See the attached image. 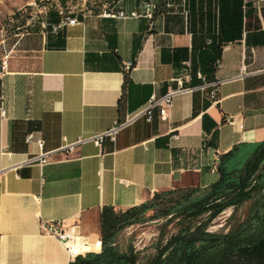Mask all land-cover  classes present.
Returning a JSON list of instances; mask_svg holds the SVG:
<instances>
[{"label": "crops", "instance_id": "0c3cea01", "mask_svg": "<svg viewBox=\"0 0 264 264\" xmlns=\"http://www.w3.org/2000/svg\"><path fill=\"white\" fill-rule=\"evenodd\" d=\"M111 1L127 11L140 2ZM171 2L152 26L101 16L106 2L87 16L68 10L79 23L54 31L59 9L70 8L61 0L49 5L46 28L38 21L6 35L7 48L15 47L0 81V264H68L98 252L105 206L124 211L157 191L205 188L218 179L213 166L222 154L264 142V1ZM188 65L183 86L193 90L173 97L167 120L155 108L151 121L136 120L115 141L57 150L176 88L173 77ZM198 70L208 82L221 81L214 97L211 84L199 88ZM42 153L47 163L27 162ZM50 221L76 223L86 248L71 252L44 232Z\"/></svg>", "mask_w": 264, "mask_h": 264}, {"label": "trees", "instance_id": "16d2710c", "mask_svg": "<svg viewBox=\"0 0 264 264\" xmlns=\"http://www.w3.org/2000/svg\"><path fill=\"white\" fill-rule=\"evenodd\" d=\"M217 172L218 179L205 188L157 191L124 211L105 206L100 251L79 253L68 264H264V142L222 154ZM228 208L226 230L210 231ZM155 219H165L155 253L143 258L132 243L119 247L123 229ZM175 220L177 230L165 236Z\"/></svg>", "mask_w": 264, "mask_h": 264}, {"label": "built area", "instance_id": "2783aa9c", "mask_svg": "<svg viewBox=\"0 0 264 264\" xmlns=\"http://www.w3.org/2000/svg\"><path fill=\"white\" fill-rule=\"evenodd\" d=\"M185 1L186 0H182V3H185ZM260 1H264V0H260ZM162 4H165L167 6H172L171 0H140L137 7H135L130 11H127L123 7H117V1H111V2H107L102 7L100 15L104 17L117 18V19L143 18L148 21L149 26H152L156 15L159 13L161 9ZM48 11H49V6H44V15L41 18L39 17L37 19L39 20L40 25L43 28H46L48 26L46 20ZM59 13L63 17L59 24L53 25L52 29L54 31H57L58 28L61 27L63 24L75 25L79 23V20L76 16L74 17L68 16L67 12L63 8L59 9ZM88 14H92V9L86 8L85 16H87ZM22 35H24V33L19 35V37H21ZM1 45L3 47V56L0 58V81L3 80L4 76L8 72L9 57L12 52V48L15 47V45H13V47L9 49L7 48V42L4 35H2ZM219 64H220V59H217L216 66H219ZM131 66H132L131 64H127L128 69L131 68ZM190 72H191V68L188 65L187 69L184 70L183 74L176 75L175 77H173V80H175L178 85L176 88L170 89L165 95L162 96H156L155 94H153L143 107L127 115V117L123 120L119 118L115 119L113 125L110 128L106 129L105 131L91 135L89 137H79L76 141L73 142H66L57 150H61L66 152L67 154H71L75 151L76 147L79 144L84 143L86 141H92L98 146H102V142L107 137L115 141L117 134L122 129L132 125L136 120L145 117L147 121H151L153 118V111L155 108H159L161 119L167 120L169 117L170 108L172 106L173 97L179 93L190 92L193 90V88L183 86L184 79L190 77ZM196 74L202 80V83L201 85H199V88L205 89L208 84H211L213 86V89L211 91V96L214 97L216 88L221 81L208 82L206 80L205 75L200 70L196 71ZM0 111L2 116H4L5 108H4L3 93L0 94ZM178 137H179L178 135H173V138L175 139H177ZM32 139H33L32 134L31 133L28 134L27 140L31 141ZM36 141L39 145L43 144L42 139H37ZM48 154L49 153H42L40 155L27 159V162L28 163L38 162L41 165H43L49 161ZM217 166H218L217 164L213 166L214 171H217ZM42 229L44 232L51 234L57 237L60 241L66 243L68 248L71 250V252H72V248L68 245L69 242H74L78 240L81 241L82 238L78 232V225L76 223L67 224L61 221H50L43 223Z\"/></svg>", "mask_w": 264, "mask_h": 264}, {"label": "rangeland", "instance_id": "374dc122", "mask_svg": "<svg viewBox=\"0 0 264 264\" xmlns=\"http://www.w3.org/2000/svg\"><path fill=\"white\" fill-rule=\"evenodd\" d=\"M61 0H0V35L8 36L9 33L22 31L28 24L38 22L39 17L44 15V6L55 4ZM110 0H66V5L70 8L62 7L66 12L68 10H86L96 5L109 2ZM37 20V21H36ZM0 38H2L0 36ZM2 53H0V58ZM231 208L223 211L214 219L209 226L210 231L226 230L225 223L231 214ZM177 220L167 226L164 232L165 236L175 232ZM165 219L147 220L143 223L134 224L123 229L118 235V245L124 248L132 243L137 250L141 252L144 258L155 253L156 243L162 232ZM142 264V262H141Z\"/></svg>", "mask_w": 264, "mask_h": 264}, {"label": "bare ground", "instance_id": "6f19581e", "mask_svg": "<svg viewBox=\"0 0 264 264\" xmlns=\"http://www.w3.org/2000/svg\"><path fill=\"white\" fill-rule=\"evenodd\" d=\"M69 245L72 246V250L74 253L79 252L80 250H84V248H86L84 245H80L79 240L74 242H69Z\"/></svg>", "mask_w": 264, "mask_h": 264}]
</instances>
